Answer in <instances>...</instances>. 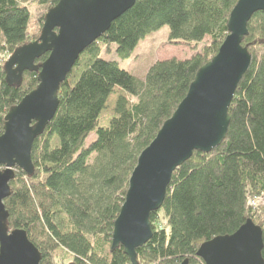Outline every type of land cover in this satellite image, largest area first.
<instances>
[{"label":"trees","instance_id":"16d2710c","mask_svg":"<svg viewBox=\"0 0 264 264\" xmlns=\"http://www.w3.org/2000/svg\"><path fill=\"white\" fill-rule=\"evenodd\" d=\"M32 2L45 8L43 23L58 0H0V135L8 110L37 86L39 66L48 55L7 80L6 60L40 34L29 30ZM236 2L136 0L79 55L59 86L53 118L33 141L31 170L14 168L4 200L8 228L26 232L40 251V264H60L59 257L76 264H132L122 246L111 250L129 177L198 69L217 53ZM163 26L170 42L203 43L201 48L187 59L155 61L143 79L101 56L114 44L120 59L129 58L142 39ZM241 44L251 64L229 104L226 136L207 153L194 151L172 173L161 207L149 215L152 236L135 250L136 264L186 258L203 264L196 256L199 246L234 233L248 219L262 230L264 260L263 12L251 16ZM104 111L112 115L99 126ZM92 131L95 138L85 144Z\"/></svg>","mask_w":264,"mask_h":264},{"label":"water","instance_id":"95a60500","mask_svg":"<svg viewBox=\"0 0 264 264\" xmlns=\"http://www.w3.org/2000/svg\"><path fill=\"white\" fill-rule=\"evenodd\" d=\"M136 0H58L45 14L37 40L16 49L6 60L7 80L30 70L44 53L37 86L4 116L0 135V264H40L41 254L22 229H9L4 205L14 168L31 170V148L53 118L60 84L79 55ZM264 0H237L227 20L228 34L217 53L196 72L183 100L140 152L111 234V250L122 246L136 264V248L152 236L149 215L165 198L171 175L194 151L207 153L225 138L228 107L251 64L241 42ZM262 230L248 219L234 233L202 243L196 256L203 264H264ZM69 264H76L71 262ZM174 264H189L186 258Z\"/></svg>","mask_w":264,"mask_h":264},{"label":"rangeland","instance_id":"374dc122","mask_svg":"<svg viewBox=\"0 0 264 264\" xmlns=\"http://www.w3.org/2000/svg\"><path fill=\"white\" fill-rule=\"evenodd\" d=\"M30 32L40 33L42 23L39 22L41 14L45 11V8L38 6L36 3H30ZM169 28L163 26L155 32H152L144 39H142L137 47L132 52L131 56L126 59H120L115 53V45H111L108 53H101V56L106 60H115L119 63V66L139 79H143L148 67L157 60H165L170 58H176L179 60L187 59L191 57L195 51L199 50L203 43L198 44H186L182 42H170L168 40ZM2 57H6V54H2ZM108 102H111L109 100ZM107 111H104L105 114ZM112 113L101 115L99 126H106L108 124L109 117ZM95 138V132L92 131L85 139V144L91 142ZM157 225H164V220L159 215L157 218ZM60 257L56 259V262L60 264H68L71 258H65L63 262L59 261Z\"/></svg>","mask_w":264,"mask_h":264}]
</instances>
